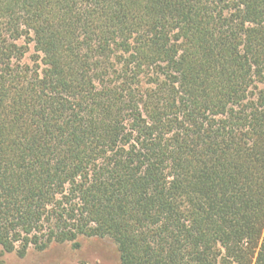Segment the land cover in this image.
<instances>
[{
  "label": "trees",
  "instance_id": "trees-1",
  "mask_svg": "<svg viewBox=\"0 0 264 264\" xmlns=\"http://www.w3.org/2000/svg\"><path fill=\"white\" fill-rule=\"evenodd\" d=\"M85 239L264 264V0H0V247Z\"/></svg>",
  "mask_w": 264,
  "mask_h": 264
},
{
  "label": "rangeland",
  "instance_id": "rangeland-1",
  "mask_svg": "<svg viewBox=\"0 0 264 264\" xmlns=\"http://www.w3.org/2000/svg\"><path fill=\"white\" fill-rule=\"evenodd\" d=\"M32 52L27 55L30 63ZM0 264H121L116 245L108 239H85L81 247L55 245L45 252L30 251L21 258L15 253H6L0 247Z\"/></svg>",
  "mask_w": 264,
  "mask_h": 264
}]
</instances>
